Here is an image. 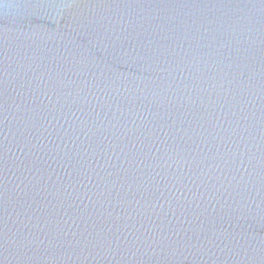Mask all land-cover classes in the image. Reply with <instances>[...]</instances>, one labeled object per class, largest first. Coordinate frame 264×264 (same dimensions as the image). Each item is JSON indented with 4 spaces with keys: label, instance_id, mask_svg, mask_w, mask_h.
I'll list each match as a JSON object with an SVG mask.
<instances>
[{
    "label": "water",
    "instance_id": "95a60500",
    "mask_svg": "<svg viewBox=\"0 0 264 264\" xmlns=\"http://www.w3.org/2000/svg\"><path fill=\"white\" fill-rule=\"evenodd\" d=\"M0 264H264V0H0Z\"/></svg>",
    "mask_w": 264,
    "mask_h": 264
}]
</instances>
